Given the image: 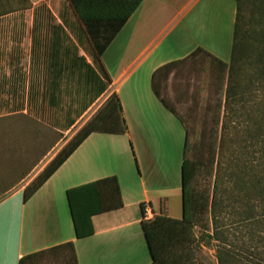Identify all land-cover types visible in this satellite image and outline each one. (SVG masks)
I'll return each mask as SVG.
<instances>
[{"label": "crops", "instance_id": "obj_1", "mask_svg": "<svg viewBox=\"0 0 264 264\" xmlns=\"http://www.w3.org/2000/svg\"><path fill=\"white\" fill-rule=\"evenodd\" d=\"M236 13L235 0H142L97 56L70 0H0V118L28 115L60 134L38 173L115 92L127 124L125 132H91L27 200L24 188L30 182L0 199V264H19L25 255L65 243L73 244L78 264L151 263L141 221L143 206L149 203L153 211L154 207L147 189L137 198L123 188L120 154L136 149L133 134H144L147 115L153 118L156 113L169 126L167 131L177 118L186 141L189 121L155 93L152 74L167 62L193 58L197 48L227 62L217 56L218 47L223 44L232 50ZM169 37L189 45L183 56L162 55ZM178 69L164 84L166 96L167 81ZM149 72L152 95L143 98L138 85ZM124 95H130L128 103ZM152 154L149 149L148 155ZM110 176L118 179L123 205L93 214L94 232L78 237L67 190ZM180 189L182 201V176ZM166 200L159 197V209ZM40 264H58V259L52 256Z\"/></svg>", "mask_w": 264, "mask_h": 264}, {"label": "rangeland", "instance_id": "obj_2", "mask_svg": "<svg viewBox=\"0 0 264 264\" xmlns=\"http://www.w3.org/2000/svg\"><path fill=\"white\" fill-rule=\"evenodd\" d=\"M249 12L246 14L249 15ZM177 44L179 43L174 38L169 37L163 44L162 55L174 58L183 56V49L189 45L179 44L183 47H178ZM218 48L217 56L229 62V47L222 44ZM246 72L248 77L251 70ZM150 78L149 72L144 77V82H139L138 90L143 98L151 94ZM227 80L228 71L222 77L219 65L212 56L199 52L193 58H188L179 67L177 74L171 75L167 81V96L191 127L188 155L191 158L208 157V139L213 127H218V138L225 139L224 148L216 157L213 174L209 176L205 171L201 176V183L209 184L211 189L218 176V191L222 192V196H219L222 202L218 207V222L209 213L205 218L208 227L205 229L197 226L195 229L197 255L204 264H222L221 259L223 264H264V197L256 196V187L251 189L252 195L249 198H245L239 187H234L237 173L244 170L246 160L256 157L252 148L246 149V139L250 137L246 132L247 125L253 129L252 121L257 118L256 98L253 97L255 93H248L244 103L235 101L233 109L227 110ZM124 96L126 102L130 100V95ZM219 102L222 104L221 120L216 124L213 118ZM145 121L144 134L132 132L136 149L131 147L127 152L130 166H126L125 154H120L125 170L121 174L122 186L124 189H131L137 198L143 196L144 188L147 189L155 215L160 211L168 216L181 217L184 128L177 118H173L172 129L167 131L169 126L159 113L153 118L147 115ZM59 135L55 129L35 117L13 115L0 118V199L32 181L51 157L52 152L49 151L59 142ZM130 142L133 143V140ZM149 149L153 156L148 155ZM205 169L208 170V167ZM170 186L178 190H155ZM161 196L167 200L164 208L162 202L159 209ZM145 254L150 259L147 248Z\"/></svg>", "mask_w": 264, "mask_h": 264}, {"label": "trees", "instance_id": "obj_3", "mask_svg": "<svg viewBox=\"0 0 264 264\" xmlns=\"http://www.w3.org/2000/svg\"><path fill=\"white\" fill-rule=\"evenodd\" d=\"M142 0H70L79 19L82 21L93 45L95 54L100 56ZM236 21L230 61L227 63L208 51L197 48L191 53L212 56L219 65L221 76L228 71L226 87V109H233L235 101L244 103L246 95L254 92L256 119L254 128H246V149L252 148L253 160H246L244 170L237 173L235 188L243 191L245 198L250 197L251 189L256 187V196L264 197V0H235ZM250 11L249 15L246 14ZM186 58L173 60L158 67L152 74V86L163 103L186 122L164 93L165 82L169 74L179 68ZM247 70H251L247 77ZM246 81L244 82V80ZM244 106V105H243ZM222 104L216 105L214 122L220 123ZM252 114V113H251ZM251 121V119H248ZM190 125H186L185 155L181 167L182 176V216L173 217L163 213L150 219L143 218L141 225L151 255L150 264H204L197 255L196 227L206 229L205 218L211 213L217 223L218 207L222 192L218 191V176L213 189L209 184L201 183L205 171L213 174V166L225 139L218 138V127L211 128L208 139L207 158H191L189 134ZM95 130L125 132L127 124L118 93H113L98 112L74 135L60 152L37 174L24 188L27 200L68 158V156ZM248 163V164H247ZM250 163V164H249ZM208 167V170L205 168ZM261 167V168H260ZM220 168V167H219ZM218 173V171H217ZM208 182V180H206ZM225 192L227 190L223 189ZM233 191V190H232ZM231 191V192H232ZM252 195V194H251ZM67 198L73 217L76 235L83 237L94 232L92 215L123 205L119 182L116 176H110L67 190ZM143 205V203H142ZM55 256L58 264H78L73 244L65 243L23 256L19 264H40L42 260ZM223 264V260L221 259Z\"/></svg>", "mask_w": 264, "mask_h": 264}, {"label": "built area", "instance_id": "obj_4", "mask_svg": "<svg viewBox=\"0 0 264 264\" xmlns=\"http://www.w3.org/2000/svg\"><path fill=\"white\" fill-rule=\"evenodd\" d=\"M143 218L150 219L154 217V211L149 203H146L144 206Z\"/></svg>", "mask_w": 264, "mask_h": 264}]
</instances>
